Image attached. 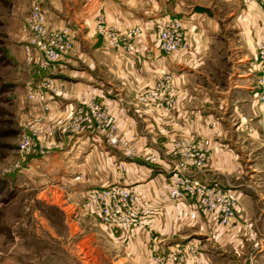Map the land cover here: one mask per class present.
I'll list each match as a JSON object with an SVG mask.
<instances>
[{
    "label": "crops",
    "instance_id": "1",
    "mask_svg": "<svg viewBox=\"0 0 264 264\" xmlns=\"http://www.w3.org/2000/svg\"><path fill=\"white\" fill-rule=\"evenodd\" d=\"M263 6L264 0H44L47 24L67 28L74 46L45 73L62 86L48 97L49 111L29 108L31 115L43 118L41 140L29 154L30 171L80 181L81 196L110 184L137 185L156 214L144 229L110 235H123L142 261L158 252H197V243L184 244L189 235L197 232L207 240L213 233L208 229L220 227L215 216L186 199L166 196L174 161L171 145L178 138L199 139L212 156L196 177L245 202L237 184L242 155L237 143L245 141L239 128L246 122L256 129L264 126V101L256 86ZM99 15L124 39L122 44L126 39L127 47L113 48L96 32ZM164 18L181 21L184 48L178 52L158 48L154 23ZM134 28L139 32L127 35ZM164 74L173 78V106L139 102L138 96ZM91 103L114 116L119 140L127 143L124 152L108 144L94 122L78 132L65 129L73 112ZM120 159L124 170L118 167ZM203 254L205 264H217L212 250Z\"/></svg>",
    "mask_w": 264,
    "mask_h": 264
},
{
    "label": "rangeland",
    "instance_id": "2",
    "mask_svg": "<svg viewBox=\"0 0 264 264\" xmlns=\"http://www.w3.org/2000/svg\"><path fill=\"white\" fill-rule=\"evenodd\" d=\"M262 9V31L256 45V86L261 102L264 101V57L259 51L264 45V6ZM26 14L25 0H0V264H205V249L212 250L217 264H264L263 125L256 129L246 122L239 128L245 141L237 143L242 154L237 184L247 198L242 203L232 195L236 214L232 225L218 223L223 234L214 226L208 229L213 233L207 240L197 232L189 235L184 244L197 243V252L189 249L180 253L158 252L142 261L140 251L127 245L123 235H110L116 231L100 225L84 208L86 194L81 196L80 181L64 180L60 174L43 176L34 174L33 169L30 171V155L21 154L18 149L21 125L31 116V103L25 97V90L39 77L23 54L27 35L21 26ZM249 135L256 136L254 141ZM117 138V146L127 149V143L119 140L118 124ZM200 143L208 151L209 160L202 169L205 170L212 154ZM169 168L171 174L172 166ZM186 200L192 205V199ZM141 229L144 226L133 231Z\"/></svg>",
    "mask_w": 264,
    "mask_h": 264
},
{
    "label": "built area",
    "instance_id": "3",
    "mask_svg": "<svg viewBox=\"0 0 264 264\" xmlns=\"http://www.w3.org/2000/svg\"><path fill=\"white\" fill-rule=\"evenodd\" d=\"M27 14L21 30L26 33L23 54L39 76L25 90V97L42 112L49 111L48 97L61 92L62 86L45 74L61 56L73 49L74 41L67 28H52L47 24L42 0H25ZM249 3L251 0H243ZM96 32L113 47H127L115 28L107 25L102 15L96 18ZM139 32L134 28L127 35ZM158 48L165 53H174L184 48V29L178 18H164L154 23ZM260 56L264 57V45L260 46ZM139 100L143 104L152 103L157 107L171 108L174 100V83L171 74L162 75L155 84L145 90ZM94 122L110 145H117V121L100 107L91 103L87 108H78L65 124V129L80 131L85 123ZM43 133L42 116L31 115L24 119L18 149L21 154H31L38 147ZM200 140L176 139L171 145L170 154L174 158L171 174L166 182V194L174 201L192 199V205L203 212L213 214L218 223L230 226L236 214V200L221 186L199 180L194 174L206 167L208 151L201 147ZM118 167L124 170L119 162ZM75 178H78L75 177ZM84 208L107 229L129 234L143 227L155 214L156 209L145 196L143 190L134 184H110L92 189L83 199Z\"/></svg>",
    "mask_w": 264,
    "mask_h": 264
}]
</instances>
